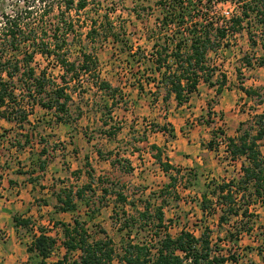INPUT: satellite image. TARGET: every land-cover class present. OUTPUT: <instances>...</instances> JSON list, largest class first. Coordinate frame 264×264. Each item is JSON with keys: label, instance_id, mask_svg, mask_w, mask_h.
I'll list each match as a JSON object with an SVG mask.
<instances>
[{"label": "rangeland", "instance_id": "obj_1", "mask_svg": "<svg viewBox=\"0 0 264 264\" xmlns=\"http://www.w3.org/2000/svg\"><path fill=\"white\" fill-rule=\"evenodd\" d=\"M181 1L189 7L187 21H192L191 23L194 24H204L211 19H225L230 15V11L234 13L237 10L234 4L228 2ZM162 2L165 0H103V7L113 11L111 17L115 23L114 32L118 33V43L111 36L106 39L97 36L95 40L86 37L88 26L83 21L89 19L95 12L91 4L84 11L73 13L74 20L80 19L79 26H76L80 34L75 36L74 44L66 46L68 58L74 60L78 56V40L86 46V49L94 52L98 60L97 71L100 78L108 81L113 87H118L122 92L121 100L111 110V115L107 114L104 106V103H110V97L95 88L93 84L95 76L93 73H88L82 74L74 84L73 102L64 115L70 122L57 123L52 110H45L39 106L34 108L29 116L30 122L24 123L23 127L15 122L0 120V134H2L0 185L8 184V176L12 181L16 177L17 185L23 188L27 182H30L28 188L34 203L30 216H23L27 210L18 209L14 213L11 212V217L19 215L31 220L28 227L16 228L17 235L30 241L34 231L45 229L48 234L51 233L58 238L52 256L57 259L62 257L65 249L59 251V247L62 246L60 222L64 221L61 219L63 215L54 211L56 206L60 205L57 195L64 188L75 192L83 187L84 200H87L90 206L87 208L82 198L74 196L73 200L77 208L75 212H69L67 217L71 216L73 219L79 215L81 220L86 222L85 227L91 238L103 237L106 233L112 239L116 253H120V238L124 233L117 229L120 220L124 218L121 208L125 211H133L128 204L116 205V193L120 192L127 197V200L136 204V209L141 210L146 203L159 204L167 199L163 204V211L171 235L186 229L199 236L203 227H208L211 242L217 244L219 250L227 257L225 264H264V199L250 206L249 212L253 213V216H239L237 219L232 218L225 224L218 225L219 210L206 214L199 206L201 193L211 180L206 182L200 175L199 183L187 185L189 175H186L187 172L181 167L178 168L180 173L176 176L174 188L177 198H172L175 194L171 192L156 196L159 189L169 182V177L166 173H161V167L152 156L156 150L152 149L151 145L155 144L154 141H158V138L150 136L152 132L159 131L156 126L161 127L169 123L167 128H172L169 109L176 102L170 98L168 101L162 100L165 90L161 86L158 89L156 84L151 82L140 90L134 83L137 78L143 79L150 75V63L144 59L151 53L150 45L153 42L157 40L163 44L165 37L173 38L174 41L190 37L188 23L182 26H163L161 30L155 28L158 23L166 21V9L162 8ZM17 4L22 5V0H0V15L10 13ZM56 13H58L57 8L49 15L54 17L53 14ZM38 15L39 13L36 16ZM151 30H155V33H151L154 36L146 40ZM70 37L72 36H69V41H71ZM254 39L257 44L252 45L246 30H242L235 35L227 36L215 51L208 52L206 59L207 68L210 69L208 74L215 86L209 87L203 80L199 82L200 86H197V91L207 93L205 109L202 114L200 109H196L197 99L194 93L189 103L182 104L186 105L183 108L184 116L180 115L177 119L181 124L178 121L174 122L177 127L181 125V130L184 129L183 132L187 136L192 133L194 125L203 124L200 141L207 149L206 154L203 155L211 156L226 165L232 160L224 154L223 146H218L219 141L222 140L219 131L225 136H235L240 124L241 132L249 129L254 115L264 112V66L258 65V61L264 55V49L261 46V35L254 36ZM173 43L170 42V45ZM137 47H140L141 51H138ZM21 48L17 56L19 59L23 56L24 48L23 46ZM246 61H249L251 66H248ZM32 65L37 73L43 69L46 75L55 81H59L63 72V68L54 59L40 53L35 54ZM206 72L207 70L201 73L206 75ZM222 75L225 76L223 86L225 91L218 95L215 93V88L223 80ZM153 76L159 78L158 73ZM240 87L253 89L256 93L248 96ZM140 93L142 95L138 97ZM223 97H225L223 102L229 104L225 106L229 108L224 110L219 105L208 115V103L214 107ZM206 119L209 123L205 122ZM147 124L151 126L150 129L146 127ZM25 134L30 136L29 141L25 140ZM170 136L168 135V140L172 137ZM158 137L162 143V136ZM18 142L20 148L15 146ZM210 142L213 143L211 147ZM259 145L264 156V139ZM43 147L47 153L39 158L45 159L44 171L37 170L36 162L35 172L29 173L32 153H38ZM160 147L164 161L166 157L168 158V148L165 145ZM36 158L38 159V156L35 155L33 159L36 161ZM239 159L241 163L246 162L244 157ZM234 165L229 168L228 180L237 179L241 174L239 170L238 175L237 166ZM4 173L7 176L3 177ZM170 173L175 172L172 170ZM85 185L90 187L84 188ZM103 189H106V192ZM26 192L23 191L21 196L27 197ZM44 204H49V207L46 208ZM150 208L152 209V206ZM232 225L242 229L237 233L235 244L227 241L225 237L226 231L232 229ZM247 227H251V230L246 231ZM4 233L5 231L1 230L0 236ZM141 234L139 232V235ZM77 255L78 253H71L69 257L73 259ZM231 257L235 260H231Z\"/></svg>", "mask_w": 264, "mask_h": 264}, {"label": "trees", "instance_id": "obj_2", "mask_svg": "<svg viewBox=\"0 0 264 264\" xmlns=\"http://www.w3.org/2000/svg\"><path fill=\"white\" fill-rule=\"evenodd\" d=\"M215 1L234 4L237 10L225 19H211L204 24H194L191 23L192 21H187L189 7L185 2L165 0L161 3L162 8L166 9V21L158 23L155 28L161 30L163 26H182L188 23L190 37L178 41L165 37L163 44L156 40L150 45L152 51L144 59L150 63V75L143 79L137 78L134 83L140 90H143L144 85H150L152 82L158 89L160 86L164 88L163 101H168L170 98L180 105L188 102L192 94L197 92L201 80L209 87L215 86L208 74L210 69L206 64L207 54L209 51H215L227 36L246 30L250 43L255 45L257 43L254 36L259 34L264 49V0ZM22 3V5L17 4L10 13L0 15V120L15 122L23 127L24 123L30 122L29 116L34 108L39 106L45 110H52L57 123L70 122L64 115L73 102L74 84L82 74L88 73H93L95 76L93 83L95 88L110 97V103H104V106L107 114L111 115V110L121 100V90L100 78L96 55L86 49L80 40L77 43L79 54L74 60L68 58L66 46L74 44L75 36L80 34L76 29L80 19L74 20L73 13L86 10L89 4L94 7L95 12L89 19L83 21L88 26L86 37L95 40L97 36L105 39L111 36L118 43V33L114 32L115 23L111 17L113 11L103 7V0H22ZM56 8L58 13L51 17L49 13ZM38 13L39 15L36 16ZM167 16L170 18L169 21ZM151 33H155V30L148 33L146 40L154 36ZM70 35L71 41H69ZM170 42H174L173 45H170ZM21 46L24 50H22L23 56L19 59L17 56L22 49ZM139 49L141 48L137 47V50L141 51ZM36 53L54 59L63 68L59 81L47 76L43 69L39 73L36 72L32 65ZM246 62L251 66L249 61ZM258 65L264 66V55L258 61ZM206 70V75H203L201 72ZM155 73H158L159 78L153 76ZM222 78L223 80L215 88V93L218 95L225 84V76L222 75ZM240 88L248 96L256 93L253 89ZM210 111L211 105L208 103V115ZM205 122L209 123L208 119ZM167 125L169 123L156 128L174 137L173 129H168ZM219 134H222V140L226 142V150L232 161L240 157L246 160L241 163V174L237 179L220 182L211 180L201 193L200 208L206 214L218 209V225H223L232 218L253 216V213L249 212L250 206L264 199V156L259 145L264 139V112L254 115L249 129L241 132L240 124L235 136H225L222 131H219ZM29 138L30 136L25 134V140L29 141ZM212 144L210 142L209 146L211 147ZM15 146L21 147L19 142ZM151 148L156 150L152 156L169 177V182L159 189L156 196L171 192L175 194L172 198L176 199L174 188L176 176L180 171L168 162L167 157L163 161L160 146L152 144ZM45 153L47 150L44 147L38 153H32L29 173L35 172L36 162L37 170L44 171L46 162L39 156ZM35 155L38 156V159L36 158L38 161L33 159ZM172 170L174 174L170 173ZM186 175H189L187 185L197 184L195 173L187 172ZM9 182L13 184L11 179ZM87 187L90 186L85 185L84 188ZM103 190L106 192V189ZM84 193L83 187L75 192L65 188L60 190L57 195L60 205L56 206V210L75 212L77 204L73 197L84 200ZM83 202L87 208L90 206L87 200ZM164 202H167V199ZM164 202L146 203L141 210L136 209V204L127 200L122 193H116V205L128 204L134 211L133 213L121 208L124 218L120 220L117 228L120 232L124 231L120 238V253H116L113 241L106 233L103 237L91 238L85 227L86 222L81 220L79 215L73 217L71 224L60 222L62 228L60 244L65 252L51 264H115V261L116 264H225L227 257L219 250L217 244L211 242L208 227H203L199 236L186 229L176 235L168 232L163 211ZM12 219L16 228L28 227L31 221L19 215H13ZM231 227L234 230H227L225 237L227 241L235 244L237 233L242 229L235 225ZM249 230L251 227H247L246 231ZM139 232L142 234L139 235ZM57 240L58 238L40 228L33 232L26 249L40 258V264H46L45 259L51 255ZM71 253L78 255L70 259ZM233 259L235 260L231 257V260Z\"/></svg>", "mask_w": 264, "mask_h": 264}, {"label": "crops", "instance_id": "obj_3", "mask_svg": "<svg viewBox=\"0 0 264 264\" xmlns=\"http://www.w3.org/2000/svg\"><path fill=\"white\" fill-rule=\"evenodd\" d=\"M199 86L200 84L198 85V87ZM209 90L210 89H208V92ZM224 91L225 89H223L222 92ZM140 95L142 94L140 93L138 97H140ZM205 96H207V93L203 94L200 90L196 92L197 104L195 106L196 109H200L201 114L205 109ZM224 99L225 97L220 99V102L214 107H211V110L215 109L216 106L219 107V105L220 108L227 110L229 107H226L225 105L227 104L229 106V104L225 101L223 102ZM138 102L140 104V100H138ZM185 106L186 105L175 104L169 109L170 125L173 129V133H175V137L170 136L171 138L170 140H168L167 133L164 134L159 131L152 132L150 136L152 138H154V136L158 138V141H154L156 145L167 146V151L169 152V154L167 153L168 162L176 168L181 167L183 171L195 173L197 177V183H199V181L201 180L200 175H202L204 181L215 180L216 182H219L221 179L227 181L228 173L230 171L229 168L233 166V164L237 166L236 172H238L239 175V170L242 162L241 159L230 161L229 165H226V163L224 162L219 163L218 160L213 159L211 156L207 157L203 155L207 152L206 147L200 141L201 130L204 129L203 124L194 125L193 129L191 130L192 133L189 136H187V134L183 132V127V130H181V125H179L178 127L176 126V124L174 123L175 121H178L181 124L180 120L177 119H179L178 117L180 115L184 116L183 108H185ZM159 135H161L163 138L162 143H160L161 141H159ZM161 173L165 174L162 169ZM5 176H7V174L4 173L3 177ZM8 178V184L3 183L2 185H0V231H5V233L0 236V264H40V258L33 253H29L26 249L31 240L29 241L27 238L17 235L16 227L14 226L13 219L11 217V212L14 213L18 209L21 211L27 210L26 214L23 215L25 217L30 216V214L33 212L34 203L32 194L30 193V188H28V185H30L31 183L27 182L26 186H24L23 188L21 187V185H17L16 181L18 179H16V177H14L13 179V184H10L9 182L10 176H8ZM25 190L27 191V197L25 195L21 196L23 191ZM44 205L46 208L49 207V204ZM54 211L59 215H63L61 219L64 222H69L70 224L72 223L71 216L67 217V214L69 213L68 211ZM49 234L52 235L51 233ZM62 248V246L59 247V251H61ZM53 254L54 251H52L51 255L45 259L46 264H51L52 262L57 260V258L52 256Z\"/></svg>", "mask_w": 264, "mask_h": 264}, {"label": "built area", "instance_id": "obj_4", "mask_svg": "<svg viewBox=\"0 0 264 264\" xmlns=\"http://www.w3.org/2000/svg\"><path fill=\"white\" fill-rule=\"evenodd\" d=\"M232 14H233V12L230 11V15H232ZM230 15H229V16H230ZM229 16H228V17H229ZM146 127H147L148 129H150L151 126H150L149 124H147ZM218 146H219V147H222V146H223L224 154L228 156V152H227V150H226V142H225L224 140H220L219 143H218ZM228 158H229V156H228ZM229 159H230V158H229Z\"/></svg>", "mask_w": 264, "mask_h": 264}]
</instances>
